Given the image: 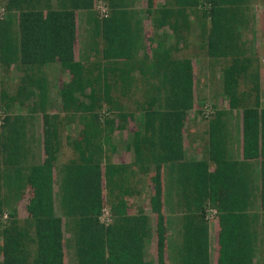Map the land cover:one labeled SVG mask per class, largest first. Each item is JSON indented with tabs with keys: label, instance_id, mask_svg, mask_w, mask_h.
I'll use <instances>...</instances> for the list:
<instances>
[{
	"label": "trees",
	"instance_id": "16d2710c",
	"mask_svg": "<svg viewBox=\"0 0 264 264\" xmlns=\"http://www.w3.org/2000/svg\"><path fill=\"white\" fill-rule=\"evenodd\" d=\"M3 1L0 264H64L66 246L73 264H154L144 255L150 217L141 207L130 213L128 206L146 179L156 218L155 264H166L163 207L177 222L174 264H210L208 207L217 214V264H264V107L259 61L245 39L253 0H161L158 7L146 0L154 30L150 55L141 54L133 0H102V17L93 14L94 0ZM78 11L86 13L88 30L81 60L75 57ZM195 31L206 57L224 62L221 93L228 110L212 111L204 157L188 160L183 126L194 107V75L191 59L177 54ZM49 64L69 75L53 110L44 73ZM8 66L19 74L12 91L2 80ZM124 100H133L131 112ZM24 105L28 114L11 112ZM237 111L239 157L231 134ZM35 114L42 121L40 163ZM138 115L125 143L131 162H113L116 133ZM69 125L76 135L64 141ZM65 146L69 155L61 161ZM26 191L22 219L17 203ZM105 203L107 224L101 221Z\"/></svg>",
	"mask_w": 264,
	"mask_h": 264
},
{
	"label": "rangeland",
	"instance_id": "374dc122",
	"mask_svg": "<svg viewBox=\"0 0 264 264\" xmlns=\"http://www.w3.org/2000/svg\"><path fill=\"white\" fill-rule=\"evenodd\" d=\"M135 10L138 13V18L142 27V49L141 54L150 55L151 49L154 46V30L151 21V17L145 13L146 0H133ZM161 0H153V5L158 7ZM4 1L0 0V18L4 16ZM93 14L98 17L104 15L105 5L102 0H94ZM203 7V4H202ZM201 9V6L198 8ZM251 20L250 29L245 34V39L249 44V48L252 54L259 61V73H260V98L261 105L264 107V0H253L250 5ZM161 34V32H160ZM197 32H193L189 38L188 47L180 48L178 57L189 58L192 61L193 75H194V107L191 111L184 116L183 136H184V151L185 157L188 160H198L204 157V141L205 131L207 127V119L212 111L216 109L228 110L227 99L223 96L221 89V68L224 62L220 59L211 60L205 55L204 49H201L196 38ZM88 37V30L86 26V13L78 11L76 13V41H75V57L76 60H81L83 53H85V43ZM170 41V39H169ZM44 73L49 81V95H50V107L52 110L59 107V90L69 82V75L67 71L63 70L58 64H49L44 68ZM18 72L14 66H8L5 71H2V80L4 88L7 91H12L17 84ZM125 106L131 112L135 104L132 101L124 100ZM28 107L24 105L14 106L11 110L12 113L28 114ZM3 114L0 113V121ZM139 115L135 120H129L127 128L122 132L116 133L117 150L111 156L113 162L128 164L132 160V155L126 149L125 143L128 141L130 134L135 131L136 123L139 121ZM239 112H233L232 114V151L236 157L240 156V125H239ZM33 132L35 138V162L40 163L42 161V121L41 115L35 114L33 120ZM230 128V126H229ZM76 135V128L74 125H69L64 129L63 140L65 137H73ZM69 155V149L65 146L62 149L60 160L64 161ZM141 194L136 196L135 199L128 200V206L130 213H136L138 208L143 210L150 217L151 234L145 244V259L146 261L156 263L157 259V238L155 232L156 218L150 211L149 199L152 196V184L150 180L143 182ZM58 178L55 177V194L58 192ZM29 192L26 191L17 203V210L19 218L26 216L25 206L28 202ZM164 216L166 219V243H165V263L174 264L173 254L171 253V246L175 242V239L170 235L175 233L177 229V222L173 216H170L166 208L163 207ZM58 213V211H56ZM102 222L107 223L109 221L108 206L105 203L103 213L101 217ZM172 221V223H170ZM207 221L209 225L210 233V246H211V264H217L218 258V223L216 211L210 207L207 208ZM172 228V229H170ZM65 234V240L66 238ZM172 239V240H171ZM173 249V248H172ZM64 264H73L72 254L67 248L64 249Z\"/></svg>",
	"mask_w": 264,
	"mask_h": 264
},
{
	"label": "crops",
	"instance_id": "0c3cea01",
	"mask_svg": "<svg viewBox=\"0 0 264 264\" xmlns=\"http://www.w3.org/2000/svg\"><path fill=\"white\" fill-rule=\"evenodd\" d=\"M170 223H172V221H170ZM170 229H172V228H170ZM170 235L172 236L173 239H176L178 233L175 234L174 232H173V233L170 232ZM171 240H172V239H171ZM172 248H173V247L171 246V250H170V251H171V253L173 254V249H172ZM209 254H210V264H211L210 233H209ZM173 258H174V256H173ZM171 264H173V263L171 262Z\"/></svg>",
	"mask_w": 264,
	"mask_h": 264
},
{
	"label": "built area",
	"instance_id": "2783aa9c",
	"mask_svg": "<svg viewBox=\"0 0 264 264\" xmlns=\"http://www.w3.org/2000/svg\"><path fill=\"white\" fill-rule=\"evenodd\" d=\"M104 11H105V12H104V15H105L106 12H107L106 7H105ZM104 15H103V16H104ZM2 18H3V17H2ZM102 213H103V212H102ZM108 215H109V214H108ZM101 217H102V215H101ZM101 221H102V220H101ZM108 222H109V221H108ZM108 222H107V223H108ZM103 223H104V222H103ZM107 223H105V224H107Z\"/></svg>",
	"mask_w": 264,
	"mask_h": 264
}]
</instances>
